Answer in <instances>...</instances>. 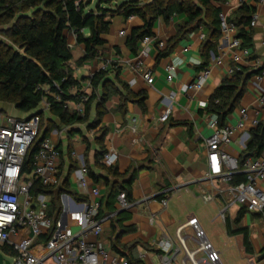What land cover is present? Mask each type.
<instances>
[{
    "label": "crops",
    "instance_id": "0c3cea01",
    "mask_svg": "<svg viewBox=\"0 0 264 264\" xmlns=\"http://www.w3.org/2000/svg\"><path fill=\"white\" fill-rule=\"evenodd\" d=\"M246 2L256 5L259 13L258 22L251 29L250 43L254 57L264 61V4H256L255 0ZM241 4V0H228L221 4V12L228 18L233 17ZM186 19L184 14H176L167 22L159 18L154 25V35L168 43L170 38L176 35V24ZM110 20L109 32L103 35L105 44L100 48V57L81 64H76V61L83 56L85 47L76 42L73 32H66L68 41L72 44L74 75L79 79L90 76L107 61L108 67L113 62L119 68V79L125 82L133 93H142L144 100L141 103L136 97L125 98L120 93L111 94L106 102L107 111L95 128H88L82 123L61 124L58 117L50 114V119L56 125L46 137H50L60 150V182L51 186L47 192L50 200L58 189H62L58 194L62 207L60 215L72 230L78 231L82 222L80 213L83 210V202L90 199L91 188L99 186L101 215H111L103 222L101 241L109 249L133 261H141L144 264L159 263V241L164 236H168L174 246L179 247L177 261H189L177 237V230L182 223L195 216L205 230L207 238L220 253V261L217 264H264V257L260 258L264 252V224L261 215L247 212L236 223L234 220L240 206H231L226 210L225 216L219 215L226 203L224 194H217L214 200L208 202L202 198V194L213 187L211 180L206 176L209 166L204 142L212 130L207 125L209 112L203 104L226 76V65L215 64L212 58V54L218 53V41L214 42L208 57L203 48L204 41L199 37L200 31L204 29L194 31L179 40L165 56L158 57L160 49L152 43L148 51L140 54L144 65L151 68L154 74V83L149 84L142 74L134 69L138 53L135 55L126 44L132 29L141 26L143 20L138 16L124 18L121 15H114ZM169 61L177 63V70L171 81L167 80L165 69ZM252 64H242V67L252 72V76L245 86L238 106L228 118L230 123L237 120L239 107L256 105L259 91L253 84L257 71ZM207 67L211 68V74L203 90L195 92L187 89V85ZM115 72L116 70L111 69L110 79L126 94L127 89H123L115 79ZM88 82L89 79L81 80L79 90L88 89ZM262 85L264 86V80ZM77 90L78 88L74 87L71 92L75 93ZM169 94L174 95L172 101L164 98ZM78 103L70 100L67 106L71 112L77 111ZM169 103H172L169 119L161 121L160 116ZM0 108L17 117L25 118L30 115L8 103H2ZM40 108L44 112L50 111L45 110L42 103ZM95 109L94 102L90 118L95 117ZM261 118L264 122L263 113ZM102 127L107 128V133L104 139L99 141ZM243 134L236 133L226 147L239 159L250 138V135L247 137ZM102 145L106 150L113 147L118 151L115 163L107 164L101 155H98ZM73 152L79 155V159L84 161L90 171L98 175L97 180L89 175V188H82L78 184L81 162ZM260 155L264 156V149ZM102 163L116 166L119 173L125 176L121 178L107 175V170L100 165ZM135 168L137 170L130 185L131 198H128L133 203L132 207L121 209L117 196L112 204L108 205L109 187L116 182L127 183ZM106 177L109 179L108 183ZM213 183L225 186L216 180ZM259 183L264 188V180ZM163 199L167 200L166 206L162 204ZM239 227L245 228L248 234L249 249L245 246L244 233L234 231ZM185 232L186 245L190 249L195 248L197 242L193 230L187 227ZM86 238L88 241L96 239L91 234H87ZM198 257L200 264H212L206 260L205 253H199Z\"/></svg>",
    "mask_w": 264,
    "mask_h": 264
},
{
    "label": "built area",
    "instance_id": "2783aa9c",
    "mask_svg": "<svg viewBox=\"0 0 264 264\" xmlns=\"http://www.w3.org/2000/svg\"><path fill=\"white\" fill-rule=\"evenodd\" d=\"M243 2L246 0H241V3ZM255 2L264 4V0H255ZM258 19L259 13L256 11L250 26H255ZM220 30L221 35L217 42L218 53L212 54L213 62L226 65L225 77H230L240 70L243 63L252 62L257 71L253 77V84L259 91V95L256 105L239 107V116L234 123L228 121L221 126L218 114L212 112L208 114L207 125L212 131L204 141L209 166L206 176L211 180L213 187L210 191L204 192L202 198L208 202L214 200L217 194H224L226 203L219 215L225 216L226 210L231 206H240L246 208L248 212L260 214L264 224V188L259 183L264 180V156L246 157L243 165L240 166L239 158L226 149L236 133L243 132V136L248 137L250 129L262 122L264 61L253 57L251 47L245 45L238 35L239 27L222 12ZM199 37L204 41L206 32L200 31ZM152 43H155L158 49L166 45L164 40L155 35H145L139 41L138 55L134 62V69L139 71L149 84L154 83V74L151 68L144 65L140 54L148 51ZM69 45L72 47L71 43ZM108 63L109 61L102 67H107ZM165 69L166 78L171 81L177 70V63L169 61ZM210 74L211 68H205L187 85V89L195 92L203 90ZM87 88L86 94L77 105V111L81 114L84 113V102L91 90L90 80ZM52 95L55 99L61 100L59 93H52ZM164 98L172 101L174 95L169 94ZM208 100L204 102L203 107L207 106ZM42 105L44 109L51 107V103L47 100H43ZM171 110L172 103H169L161 114L160 120L167 121ZM41 121L39 113L22 118L0 109V252L3 255V264H144L141 261H131L109 249L101 241L103 222L111 215L100 214L101 189L99 186H93L90 199L83 202L80 230H72L61 215L57 219L49 216L51 200L46 192L36 191L35 186L37 182L42 187L59 184L60 150L57 144L50 137L43 138L34 154L33 168L23 169L29 149L41 133ZM73 155L80 158L75 152ZM118 155V151L110 147L102 155V160L107 164H113L117 161ZM80 162L81 176L78 184L86 189L89 188V168L83 160ZM239 171L246 173V180L231 184L233 174ZM215 180L225 186L215 185L213 183ZM117 201L121 209H129L133 205L125 191L118 193ZM162 204L166 206L167 200L163 199ZM187 227L193 230L197 242L193 249L185 243ZM87 234L93 235L96 239L88 241ZM177 237L189 261H177L179 247H175L171 239L164 236L159 241L161 253L160 262L157 264H200L199 253H205L206 260L212 264L220 261L219 251L207 238L197 217L191 216L182 223L177 230ZM6 253H9L11 259H6ZM6 260L9 263H6Z\"/></svg>",
    "mask_w": 264,
    "mask_h": 264
},
{
    "label": "trees",
    "instance_id": "16d2710c",
    "mask_svg": "<svg viewBox=\"0 0 264 264\" xmlns=\"http://www.w3.org/2000/svg\"><path fill=\"white\" fill-rule=\"evenodd\" d=\"M110 1H114L113 6L108 5ZM227 1L122 0L119 2L100 0L93 4V0H0V33L10 41L7 42L0 38V103L15 105L18 110L30 115L39 113L43 118L40 105L43 100H47L51 103L50 112L58 117L61 124L82 123L88 128H95L107 111L106 102L111 94L120 93L125 98L136 97L141 103L144 95L133 93L128 85L119 79V68L113 62L110 67L99 68L90 76L77 78L72 66L73 54L66 35L67 31L73 32L76 35V42L85 47L83 56L76 61V64H81L100 57V48L105 44L103 35L109 32L110 18L114 15H121L124 18L134 15L143 20V24L133 28L126 40L127 46L136 55L140 39L145 35H154V25L159 18L167 22L176 14H184L187 19L176 24V35L170 38L168 43L166 42L164 48L159 50L158 57L165 56L179 40L199 29H204L206 32L203 48L208 57L214 42L220 38L221 4ZM256 11V5L243 2L234 16L229 17V20L239 27L238 35L249 47H252L250 21ZM117 51L119 52V49ZM111 69L116 70L115 79L123 89H127L126 94L114 80L110 79ZM251 76L252 72L241 67L232 76L225 77L209 97L205 109L209 113L218 114L221 126L228 122L230 114L238 106ZM85 79L90 80L91 90L84 102V113L71 112L67 106L68 101H81L86 91L79 90L80 81ZM74 87L78 90L72 93L71 90ZM52 93H59L61 100L55 99ZM94 102L96 103L95 117L90 118ZM142 108L144 109L143 105ZM42 122L43 120L41 121L42 134L40 133L31 145L23 164L24 170L33 168L34 154L40 141L56 125L51 119L44 128ZM106 133L107 128L102 127L98 140H103ZM263 149L264 122L262 121L258 126L250 129V138L239 159L240 166L243 165L246 157L258 156ZM105 151L102 145L98 155L102 157ZM100 165L107 170V175L121 178L125 176L119 173L116 166H107L104 163ZM136 170L137 168L131 173L132 176L127 183L116 182L109 187L107 190L108 205L112 204L120 191H125L127 197L131 198L130 185ZM89 175L94 180L98 179V175L93 171L89 170ZM244 180H246V173L239 171L233 174L230 183L237 184ZM108 181L106 177V182ZM51 188L42 187L38 182L35 186L36 191L46 193ZM61 191L62 189H58L55 192L56 195L52 197L48 209L49 216L55 219L59 217L62 210L58 199ZM247 212L246 208L240 207L234 221L238 223ZM227 224L230 225V221L227 220ZM234 231L244 233L245 246L249 249L250 241L245 228L239 227Z\"/></svg>",
    "mask_w": 264,
    "mask_h": 264
},
{
    "label": "rangeland",
    "instance_id": "374dc122",
    "mask_svg": "<svg viewBox=\"0 0 264 264\" xmlns=\"http://www.w3.org/2000/svg\"><path fill=\"white\" fill-rule=\"evenodd\" d=\"M98 1H100V0H93V4L95 3H97ZM117 1H122V0H117ZM105 4H106V2H104ZM108 5H111V6H113L114 5V1H110V3L108 4ZM0 38L1 39H3V40H6L7 42H10L9 41V39H7L2 33H0ZM2 105V103H0V106ZM1 109V108H0ZM46 110V109H45ZM50 114H51V112L50 111H48L47 110V112H44L43 111V118H42V120H43V122H42V126L44 125V126H47V124L50 122ZM251 114H252V112H251ZM15 116V115H14ZM249 214H250V212H248ZM6 259H11V257L9 256V253H6Z\"/></svg>",
    "mask_w": 264,
    "mask_h": 264
},
{
    "label": "water",
    "instance_id": "95a60500",
    "mask_svg": "<svg viewBox=\"0 0 264 264\" xmlns=\"http://www.w3.org/2000/svg\"><path fill=\"white\" fill-rule=\"evenodd\" d=\"M29 116H27V117H29ZM41 139H42V137H41ZM263 257H264V252L261 254L260 258H263ZM6 263H9V261L6 260ZM0 264H3V255L1 252H0Z\"/></svg>",
    "mask_w": 264,
    "mask_h": 264
}]
</instances>
